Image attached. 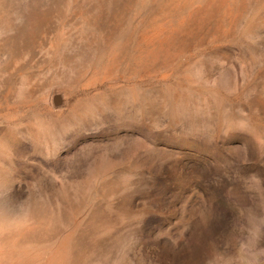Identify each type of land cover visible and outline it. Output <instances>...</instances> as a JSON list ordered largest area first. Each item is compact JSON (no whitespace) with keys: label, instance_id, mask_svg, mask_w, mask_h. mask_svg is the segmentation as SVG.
I'll return each instance as SVG.
<instances>
[{"label":"rangeland","instance_id":"obj_1","mask_svg":"<svg viewBox=\"0 0 264 264\" xmlns=\"http://www.w3.org/2000/svg\"><path fill=\"white\" fill-rule=\"evenodd\" d=\"M0 264H264V0H0Z\"/></svg>","mask_w":264,"mask_h":264},{"label":"water","instance_id":"obj_2","mask_svg":"<svg viewBox=\"0 0 264 264\" xmlns=\"http://www.w3.org/2000/svg\"><path fill=\"white\" fill-rule=\"evenodd\" d=\"M59 101H60L59 97H58V96H55V97H54V102H55L56 104H58Z\"/></svg>","mask_w":264,"mask_h":264}]
</instances>
